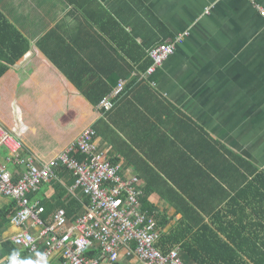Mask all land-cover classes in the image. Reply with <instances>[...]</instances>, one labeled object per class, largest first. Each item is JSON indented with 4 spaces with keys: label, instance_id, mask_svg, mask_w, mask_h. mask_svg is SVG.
<instances>
[{
    "label": "crops",
    "instance_id": "obj_1",
    "mask_svg": "<svg viewBox=\"0 0 264 264\" xmlns=\"http://www.w3.org/2000/svg\"><path fill=\"white\" fill-rule=\"evenodd\" d=\"M263 11L264 0H0L29 45L0 78V122L41 161L92 127L125 177L140 178L162 236L191 230L187 264H264ZM9 33L19 52L26 43ZM166 42L174 54L143 78ZM121 81L109 113L81 93ZM73 184L61 176L35 196L47 205Z\"/></svg>",
    "mask_w": 264,
    "mask_h": 264
},
{
    "label": "built area",
    "instance_id": "obj_2",
    "mask_svg": "<svg viewBox=\"0 0 264 264\" xmlns=\"http://www.w3.org/2000/svg\"><path fill=\"white\" fill-rule=\"evenodd\" d=\"M174 52L169 42L149 50L152 64L142 77L155 74ZM125 85L121 81L98 109H115ZM96 137L88 127L52 159L41 161L27 155L23 141L0 122V197L13 204H8L12 232L0 244L10 242L19 260H30L25 264H43V258L47 264H187L180 246L167 253L157 246L162 231L144 207L140 178L125 177L122 166L96 145ZM65 174L74 178L68 192L81 206L73 219L64 208L47 214L46 204L35 196ZM10 255L0 247V264H9Z\"/></svg>",
    "mask_w": 264,
    "mask_h": 264
},
{
    "label": "trees",
    "instance_id": "obj_3",
    "mask_svg": "<svg viewBox=\"0 0 264 264\" xmlns=\"http://www.w3.org/2000/svg\"><path fill=\"white\" fill-rule=\"evenodd\" d=\"M0 19H2V21L4 20V23L3 24L1 23V27H0V39L4 37V39L6 40L5 44H8V50L11 53V55L5 56L3 59H0L1 61H4L7 63V65L0 66V78H1L8 71L10 65H13L17 60L22 58L27 53V51L29 50V45L27 41H25L21 33L17 31V29L13 28L12 25L6 20V18L1 16V14H0ZM11 29L14 31L15 37L18 38V41L21 40L26 43V46L22 47L19 52H17L15 48L12 47L13 45H10L12 43L14 44V38H12V43L9 41L11 40V37H10L11 34L9 33ZM3 33L5 34V36ZM148 58H149V55H148ZM151 64H152V61L150 60V63L147 64V68H149ZM81 93L93 105L97 106L111 92L109 90L103 91V92L83 90ZM74 156L77 157L79 160H82V161L84 160V158L79 154H75ZM248 167H249L250 174L255 172V169L250 164H248ZM68 176L71 177L74 181V178L70 174H65L66 178ZM256 179H264V176L257 175ZM57 190L60 191V194L53 196L52 201L50 203H47L46 205L47 214L52 213V211H54L57 208H64L67 211L69 218H72V219L75 218L78 211L81 209L80 204L78 203L76 199H74L70 195L68 194L66 195L64 191L60 190V188H57ZM144 193H145V190H144ZM142 202L144 204V207L148 210L150 207L147 204L146 195L142 198ZM9 206H11L12 208L13 204H9ZM9 206L6 205L3 208H0V238L1 239L4 237L3 235L4 232L10 231L9 226H10V215H11L10 210L11 209H9ZM182 225L183 223H180L179 228L176 227L170 233L164 234L160 242L157 244V246L160 247L164 253H167L170 249L176 247L177 245H180L182 248V252H183L182 255L185 253V254H188L189 256L193 255V257H195L194 252L191 249V240H192V236H190L191 230L189 229L185 230L183 227H181ZM184 232H187V234H183ZM187 235L189 237L188 239H185ZM0 247L3 251V254H12L14 251L15 252L18 251L14 246H12L10 242H6V243L3 242L2 244H0ZM196 262L201 263V264H206V260L201 257H197Z\"/></svg>",
    "mask_w": 264,
    "mask_h": 264
},
{
    "label": "clouds",
    "instance_id": "obj_4",
    "mask_svg": "<svg viewBox=\"0 0 264 264\" xmlns=\"http://www.w3.org/2000/svg\"><path fill=\"white\" fill-rule=\"evenodd\" d=\"M18 255L19 254L14 251L9 257V264H25L26 261H30V260H19ZM40 255L43 258V254ZM43 264H47L46 258H43Z\"/></svg>",
    "mask_w": 264,
    "mask_h": 264
},
{
    "label": "rangeland",
    "instance_id": "obj_5",
    "mask_svg": "<svg viewBox=\"0 0 264 264\" xmlns=\"http://www.w3.org/2000/svg\"><path fill=\"white\" fill-rule=\"evenodd\" d=\"M4 199V198H3ZM0 201H3L2 199Z\"/></svg>",
    "mask_w": 264,
    "mask_h": 264
},
{
    "label": "bare ground",
    "instance_id": "obj_6",
    "mask_svg": "<svg viewBox=\"0 0 264 264\" xmlns=\"http://www.w3.org/2000/svg\"><path fill=\"white\" fill-rule=\"evenodd\" d=\"M8 236V235H7Z\"/></svg>",
    "mask_w": 264,
    "mask_h": 264
}]
</instances>
